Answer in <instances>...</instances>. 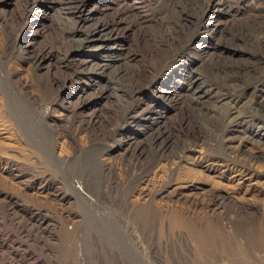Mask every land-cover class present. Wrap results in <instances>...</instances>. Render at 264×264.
Returning <instances> with one entry per match:
<instances>
[{
    "label": "rangeland",
    "instance_id": "374dc122",
    "mask_svg": "<svg viewBox=\"0 0 264 264\" xmlns=\"http://www.w3.org/2000/svg\"><path fill=\"white\" fill-rule=\"evenodd\" d=\"M262 59L264 0H0V264H264Z\"/></svg>",
    "mask_w": 264,
    "mask_h": 264
},
{
    "label": "bare ground",
    "instance_id": "6f19581e",
    "mask_svg": "<svg viewBox=\"0 0 264 264\" xmlns=\"http://www.w3.org/2000/svg\"><path fill=\"white\" fill-rule=\"evenodd\" d=\"M102 31V30H101ZM101 31H100V29L98 28V32H100V34H101ZM94 33V32H93ZM87 34H88V32H87ZM100 34H93V36L91 37V39L92 40H94V39H96V38H100ZM101 36H102V34H101ZM98 41L99 40H95V41H93L92 42V45L93 46H98V45H96L97 43H98ZM101 49H102V46L100 45L99 46ZM263 61H264V59H262ZM83 64H84V62H83ZM264 75V73H262V74H260L259 76H263ZM198 77H192V79H194V81L197 79ZM198 89L199 88H197V90H195V91H198ZM166 92V91H165ZM193 101L195 100V101H197L198 102V100H199V97H200V95H198L197 93H194L193 95ZM255 100H253L252 101V103H251V106H250V111H251V113H252V116H250V117H252V119H254L255 117H257L258 119H259V117L260 118H263L264 119V90L263 91H261V92H259V94L254 98ZM231 111V110H230ZM229 114V113H228ZM232 114V113H231ZM154 115V114H153ZM150 116V115H149ZM130 118H132V116L130 117ZM241 119V118H240ZM151 120V119H150ZM152 120H155V121H157L158 119H155L154 117L152 118ZM236 120V118L234 119V121ZM133 135H134V133L133 134H131V135H128L127 136V138H128V141L130 142L132 139H134L135 140V138L133 137ZM133 142H135V141H133ZM130 143H132V142H130ZM130 143H126L127 145H130ZM119 146H122V144L121 143H119ZM116 148V147H115ZM239 172H241V171H239ZM243 173V172H242ZM52 182V181H51ZM36 184V183H35ZM27 185V184H26ZM38 187H36L35 188V191L38 193V195L41 197V198H43V197H46V198H48V197H54L58 202H60L59 204H63V205H69V206H71L72 204H73V202L75 201V200H73V198H72V196L70 197V196H68V195H66L65 193H63V191H61L58 187H56V186H53V185H47V184H45V182H44V184L43 183H39L38 185H37ZM45 198V199H46ZM42 221V224H45L46 223V221H44V219L43 220H41ZM48 224V223H47ZM62 226V225H61ZM62 230H64V232H65V227L63 226V228H62ZM79 260V259H78ZM79 262H82V263H85V262H83V260L81 259V261H79ZM79 262H78V264H79ZM88 262V261H87ZM38 264H40V263H38ZM46 264V263H45ZM49 264H51V261L49 262ZM115 264V263H114ZM127 264H132L131 262H127Z\"/></svg>",
    "mask_w": 264,
    "mask_h": 264
}]
</instances>
